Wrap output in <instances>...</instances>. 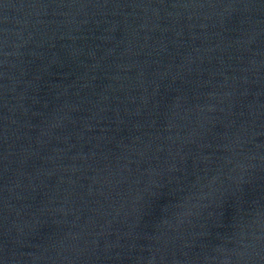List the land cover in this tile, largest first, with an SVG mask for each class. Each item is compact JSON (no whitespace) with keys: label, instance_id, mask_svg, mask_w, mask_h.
I'll use <instances>...</instances> for the list:
<instances>
[{"label":"water","instance_id":"95a60500","mask_svg":"<svg viewBox=\"0 0 264 264\" xmlns=\"http://www.w3.org/2000/svg\"><path fill=\"white\" fill-rule=\"evenodd\" d=\"M0 264H264V0H0Z\"/></svg>","mask_w":264,"mask_h":264}]
</instances>
